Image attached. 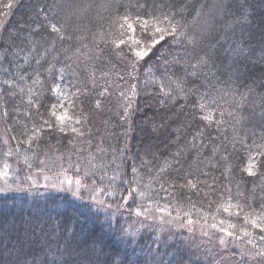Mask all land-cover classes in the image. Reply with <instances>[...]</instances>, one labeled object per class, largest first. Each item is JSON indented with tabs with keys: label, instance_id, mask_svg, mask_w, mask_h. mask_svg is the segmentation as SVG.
<instances>
[{
	"label": "trees",
	"instance_id": "trees-1",
	"mask_svg": "<svg viewBox=\"0 0 264 264\" xmlns=\"http://www.w3.org/2000/svg\"><path fill=\"white\" fill-rule=\"evenodd\" d=\"M166 12L183 33L175 42L151 48L136 25L142 43H119L133 35L125 16ZM167 77L184 92L164 97ZM53 112L73 117L63 131ZM10 150L29 172L80 179L120 202L136 188L130 216L167 205L216 231L235 223L229 231L264 264V233L243 220L264 215V0H0V167ZM0 264L203 263L129 238L126 223L68 194H18L0 197Z\"/></svg>",
	"mask_w": 264,
	"mask_h": 264
},
{
	"label": "rangeland",
	"instance_id": "rangeland-1",
	"mask_svg": "<svg viewBox=\"0 0 264 264\" xmlns=\"http://www.w3.org/2000/svg\"><path fill=\"white\" fill-rule=\"evenodd\" d=\"M16 159L10 150L7 159L0 167V189H3L0 191V197L18 194L43 196L68 194L76 201L88 204L107 221L114 224L119 221L126 223L127 235L133 240L146 237L164 247L187 251L190 256H194L203 264H253L252 258L255 257L253 252L245 248L237 239L223 232L199 223H194L191 226L193 231H189L186 226L188 220L161 213L142 212L144 215L130 216L125 212L124 203L130 202L128 197L120 202L102 190L89 187L82 182L79 192L74 194L77 187L75 179L29 172ZM68 180H72L73 183L69 185ZM98 200L104 203L98 204L96 202ZM203 232H207L208 235H203ZM221 239L224 240L223 244L220 243Z\"/></svg>",
	"mask_w": 264,
	"mask_h": 264
},
{
	"label": "snow or ice",
	"instance_id": "snow-or-ice-1",
	"mask_svg": "<svg viewBox=\"0 0 264 264\" xmlns=\"http://www.w3.org/2000/svg\"><path fill=\"white\" fill-rule=\"evenodd\" d=\"M137 7H140V5H137ZM158 7H163V5L153 4V8L154 9L158 8ZM147 15L150 17L149 19H145L143 16H140V15H137L135 17H129V16H125L124 17L126 22L129 21V20L132 21V22H128L127 23V28H128V30H130V32L133 35L128 36L127 40L121 39L120 42H119L121 45H126L128 43V41H131L132 44L137 45V46H139L142 43V41L139 38H137L136 35H135L136 31H137L136 25H139L141 32L144 33L146 38L151 42V48H155L157 45H161V42L165 40L166 36L173 37V42H175V37L178 34L179 35H183L182 32L178 31V25L176 23H173V17L175 15L174 13L166 12V13H162L160 16H155V15H152L151 13H148ZM122 27H123V25H122ZM51 29H52L53 32H56L58 35L60 34V29L58 27H56L55 25H52ZM60 38L63 39L64 37L61 35ZM189 43H191V41H189ZM161 47H163V45H161ZM151 48L140 49V50L135 52V55L137 57H139L141 60H143L144 58L149 56ZM172 63H177V64L180 63L179 57L174 56ZM202 63H206V61H202ZM166 73H167V68H165V74ZM167 79L170 81V83L174 87L165 90L166 89V85H165V83L161 82L160 83V90H161V94L164 97H172L173 96V92H175L176 95H179L180 93L184 92L183 80H181V79L172 80L171 77H167ZM57 91H58V86H57ZM189 91L191 92V89H189ZM161 103H163V101H161ZM213 103H214V101H213ZM96 106L100 107L99 101H97ZM200 107L203 108V105H200ZM53 115L56 117V120L60 122V124H61L60 130L61 131L64 130L63 125L65 124V121L73 119V117L70 116L67 112H64L63 114H57V113L53 112ZM203 119L210 121L211 117L210 116H204ZM44 123L49 128H52V127L55 126L54 124H49L48 121H45ZM77 123H79V120H77ZM72 131L76 132L77 130L75 128H73ZM81 135H82V133H81ZM28 142L31 143V140H29ZM260 155H264V153H261ZM77 171H79V169H77ZM132 171L133 172L136 171L134 166L132 167ZM162 171H163V169H162ZM245 171L249 175H255V172L253 171V165H251V164L245 169ZM101 179H102V177H101ZM111 179H115V177H111ZM67 183L69 185H71L73 182H72V180H68ZM124 183L126 184L127 181H124ZM189 183H191V182L189 181ZM75 184H76L77 187H76V192L74 194L79 192V187L81 186V180L77 179L75 181ZM146 187H148V186H146ZM161 187H163V185ZM192 187L195 188L196 185L192 184ZM101 190H103V189H101ZM0 191H3V189H0ZM136 191H137L136 188H128L127 194H128L129 199H133L134 194L136 193ZM109 195H113V193H109ZM121 195H123V193H121ZM139 195H140V197L142 199L146 198L144 191H140ZM96 202L98 204H103L104 203V201H99V200L96 201ZM124 203L127 204V201H125ZM108 206L111 207V205H108ZM233 207L237 209L234 212L230 211V208H233ZM242 210L243 209L239 205H230L229 207H224L223 208L224 212L229 213L230 216H236V217L240 216V212ZM156 211L158 213H161V214H166L169 217L172 216V212L169 211V208H168L167 205H165L163 207H160L158 205L157 208H156ZM177 211H179V210H177ZM135 212H136L137 216L144 215V213H142L140 211L139 207H137L135 209ZM186 215H188V214L186 213ZM145 218H147V217H145ZM177 218H180V217L178 216ZM153 219H155V217H153ZM243 220H244L245 223L250 224L252 226V228L259 229L261 233H264V215H261L259 217H254V218L250 219L249 215L246 214V215L243 216ZM161 221L163 222V216H161ZM194 223H197V222L193 221L192 219L188 220V223H187L186 226L189 228V231H193L191 226ZM219 224L220 225H224L225 224V220H223V219L220 220ZM211 227L212 228H217V225L216 224H212ZM236 227H237V225L235 223L229 222L228 223V227H220L219 231L225 233L229 237H234L235 239L240 240V239H242L241 236L237 235L234 231H229V229H236ZM242 231H243V235L244 236L251 235V233L249 231H247V230L242 229ZM203 235L207 236L208 233L207 232H203ZM260 239L264 240V234L260 235ZM220 243L223 244L224 240L221 239ZM247 243L252 244L253 242H252L251 239H249L247 241ZM256 255L264 257V251H261V252L257 253Z\"/></svg>",
	"mask_w": 264,
	"mask_h": 264
}]
</instances>
